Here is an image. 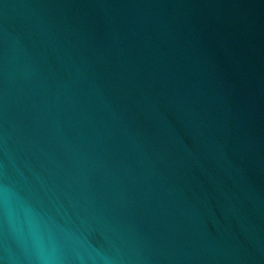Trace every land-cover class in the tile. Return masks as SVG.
<instances>
[{"label":"water","instance_id":"obj_1","mask_svg":"<svg viewBox=\"0 0 264 264\" xmlns=\"http://www.w3.org/2000/svg\"><path fill=\"white\" fill-rule=\"evenodd\" d=\"M0 264H264V0H0Z\"/></svg>","mask_w":264,"mask_h":264}]
</instances>
